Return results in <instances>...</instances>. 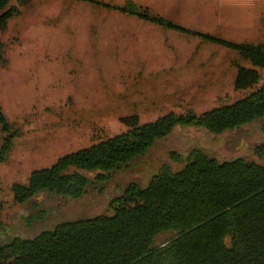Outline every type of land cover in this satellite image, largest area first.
Wrapping results in <instances>:
<instances>
[{
	"label": "rangeland",
	"instance_id": "1",
	"mask_svg": "<svg viewBox=\"0 0 264 264\" xmlns=\"http://www.w3.org/2000/svg\"><path fill=\"white\" fill-rule=\"evenodd\" d=\"M262 25L264 0H29L0 30V104L17 131L0 162V202L17 208L14 184L127 132V118L200 115L245 97L234 80L253 64L234 46L264 45ZM188 133L220 157L248 153L231 151L238 135L214 141L194 128L178 130L168 147L185 151ZM161 162L117 179L147 180Z\"/></svg>",
	"mask_w": 264,
	"mask_h": 264
},
{
	"label": "trees",
	"instance_id": "2",
	"mask_svg": "<svg viewBox=\"0 0 264 264\" xmlns=\"http://www.w3.org/2000/svg\"><path fill=\"white\" fill-rule=\"evenodd\" d=\"M28 1L0 0V30ZM3 47L0 38V61ZM234 47L253 64L235 78L245 97L200 115L127 118V132L14 184L18 207L0 202V264H264V84L256 67L264 68V45ZM190 128L214 141L238 135L231 151L248 153L220 157L190 133L185 151L168 147ZM16 132L0 104V162ZM156 159L147 180L117 179Z\"/></svg>",
	"mask_w": 264,
	"mask_h": 264
},
{
	"label": "crops",
	"instance_id": "3",
	"mask_svg": "<svg viewBox=\"0 0 264 264\" xmlns=\"http://www.w3.org/2000/svg\"><path fill=\"white\" fill-rule=\"evenodd\" d=\"M262 28L264 29V26L262 25ZM256 36H252V38L254 39V40H248L246 43H249V42H254L255 41V38ZM235 78H236V76H235ZM234 84H235V80H234ZM260 84H264V81H262V79L260 80ZM242 98V97H241ZM240 99V98H239ZM238 100V99H237ZM232 103V102H231ZM220 107V106H219ZM216 108V107H215ZM213 109V108H212ZM209 110H211V109H209ZM206 111H208V110H206Z\"/></svg>",
	"mask_w": 264,
	"mask_h": 264
}]
</instances>
